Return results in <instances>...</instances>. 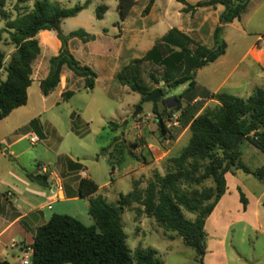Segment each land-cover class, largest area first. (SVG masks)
<instances>
[{"label":"rangeland","instance_id":"obj_1","mask_svg":"<svg viewBox=\"0 0 264 264\" xmlns=\"http://www.w3.org/2000/svg\"><path fill=\"white\" fill-rule=\"evenodd\" d=\"M85 1L51 0V3L70 8ZM117 1L90 0L81 13L62 20L60 24L64 33L83 28L91 34L105 35L100 36L95 43L89 44L88 51L82 50L81 40L74 39L70 42L79 61L90 60L96 67L94 87L86 88L83 79L75 74H71V80L64 76L61 82L63 91L69 89L73 93L63 100L60 96V86L49 95L43 96L39 84L34 79L28 88L26 104L15 108L0 120V228L14 216L11 203L19 210L20 207L28 209L23 192L25 185L44 186V179H38L37 176V172L43 168L61 175L68 171L78 173L84 170L98 185L92 196H102L107 203L116 205L120 195L125 196L132 190L134 181L143 189L154 172L163 175L166 172V159L176 156L187 145L189 132L176 121L179 112L172 113L166 120L167 131L161 133L153 111L154 103L144 102L140 93L119 84L115 75L117 67L112 66V60L110 59L108 70L103 68L98 63L95 51L99 48L110 52L123 51L131 47L134 40H138L137 45L133 46L136 48L129 55L138 56L155 37L162 35L168 26H180V23H185L182 27L194 41L207 48H215L213 31L219 24V10L222 5L217 9L197 7L195 14V10L186 12L182 9L204 0H185V4L178 0H156L153 11L142 16V10L149 0H135L127 17L121 22ZM262 1L264 0H253L240 19L223 26L221 38L228 47L224 57L226 62H215L195 71L196 95L202 96L204 90L213 92L217 89L226 73L237 64L239 57L256 42L264 30ZM101 4L106 5L107 10L101 19H97L96 7ZM31 8L32 1L17 3L16 0H5V9L11 17ZM117 22L122 26L118 27ZM185 25H189V30ZM3 26L4 20L0 18V27ZM139 28L141 35L136 37ZM0 47L8 59L13 47L3 43H0ZM81 52L86 55L85 58ZM91 53L94 56H91ZM52 55H55L52 44L46 41L33 64L34 70L38 71L42 65L43 69H48V60ZM65 71L70 70L64 66ZM150 73L159 79V82L153 81ZM161 74V68L150 63L143 64V83L149 89L159 87L164 90L156 100V109L159 112L166 106L173 108L175 102L172 99L166 103L164 101L178 96L187 86L184 84L177 88L164 87L163 81L160 80ZM1 78H4L2 72ZM254 83V88H264V75L260 73ZM224 90L223 88L218 91ZM250 90L248 86H243L242 89H232L231 92L235 96L246 98L251 94ZM214 103L210 101L205 104L213 106ZM138 108L139 111L134 114ZM25 134L27 135L23 136ZM33 136H36L38 141L30 144ZM16 137L22 138L8 148L7 145ZM255 149L247 139L239 144L242 162L251 169L261 167L264 162V154H256ZM129 151L138 158L131 156ZM19 152L21 153L16 156ZM31 175L37 179L31 178ZM240 175L247 185H259L264 176ZM206 184L209 185L210 182ZM137 206H124L121 213L125 242L132 253L137 247L152 248L156 250L162 264H264V255L257 257L264 245V238H257L252 233L249 235V231L255 230H251L241 218L223 222L216 214L208 218L205 226L206 252L200 262L194 249L186 246L175 232L164 231L153 217L142 213L137 215ZM44 212L46 215L55 212L68 214L87 226L95 224L88 213L87 197H81L78 201L57 203L52 209L48 207ZM186 215L190 219L194 218L193 214ZM261 222L264 223L263 217ZM19 227V223L14 225L1 238L3 242H7L8 247H3L4 251L8 249L7 260L14 256L12 264H22L23 251L18 247H11L9 241V238H13L17 243L22 240L17 232ZM250 239L255 243V253L251 252Z\"/></svg>","mask_w":264,"mask_h":264},{"label":"trees","instance_id":"obj_2","mask_svg":"<svg viewBox=\"0 0 264 264\" xmlns=\"http://www.w3.org/2000/svg\"><path fill=\"white\" fill-rule=\"evenodd\" d=\"M16 1H32V8L11 17L5 9V0H0V18L4 20V26L0 27V43L13 47L8 59L0 47V120L26 104L33 63L40 54L37 38L40 31L54 30L60 41L57 54L48 60L47 75L39 83L43 96L49 95L58 86L63 66L82 78L86 88H93L97 77L96 72L80 63L68 48V41L72 38L87 42L94 40L95 35L83 28L67 34L60 29L62 20L76 16L90 0L70 8L55 5L51 0ZM178 1L185 3L184 0ZM153 2L148 1L142 10L143 15L149 12ZM249 2L204 0L187 5L183 9L186 12L218 4L224 7L214 30L215 48H207L173 27L142 57L131 60L116 73L119 84L140 93L142 98L154 89H149L142 81V67L146 63L161 68L160 80L164 87L177 88L187 84L178 96L164 101L166 103L172 99L175 102L173 108L166 106L159 112L156 102L153 106L161 133L167 131L166 120L173 112H179L176 121L189 132L187 145L176 156L166 159V172L163 175L154 172L143 189L134 181L132 190L125 196L120 195L116 205L107 203L102 196H92L98 185L90 178H79L78 195L88 198V213L95 224L87 226L74 216L53 213L47 222L34 231L33 242L29 245V264H162L156 250L137 247L132 253L126 245L121 213L124 206L132 204L138 205L137 215L142 213L153 217L164 231L180 236L202 262L206 252L205 220L226 191L225 174L242 170L258 177L264 175V166L250 169L242 162L239 150L240 142L247 139L264 153V88H255L246 98L226 91L204 90L202 96L195 94V71L225 53L222 28L239 19ZM134 3L135 0L117 1L121 22ZM106 10L104 4L97 6L96 18L101 19ZM116 24L120 27L119 22ZM1 72L4 78H1ZM150 77L155 82L159 80L152 73ZM72 93L65 89L60 96L65 100ZM206 100L215 103L204 106ZM237 134L242 135V140L231 149ZM129 154L138 158L132 151ZM37 176L46 180L44 175ZM208 181L209 185L206 184ZM239 198L245 208L247 201L240 189ZM186 213L193 214L194 218H188ZM0 264L11 262L2 259Z\"/></svg>","mask_w":264,"mask_h":264},{"label":"crops","instance_id":"obj_3","mask_svg":"<svg viewBox=\"0 0 264 264\" xmlns=\"http://www.w3.org/2000/svg\"><path fill=\"white\" fill-rule=\"evenodd\" d=\"M252 2H253V0H250L249 4L247 6V9ZM155 5H156V0H154L153 4L150 7L149 12L145 15H149L153 11V9L155 8ZM261 5L264 6V1H262ZM219 6H220V4H218L216 6H210V7L217 9ZM223 8H224L223 6H222V8H220L219 14L223 10ZM247 9H246V11H247ZM194 10H195L194 13L196 14L197 8H195ZM79 13H81V11ZM142 16H144V15H142ZM193 22H194V24H196L195 21H193ZM183 24H185V23H180V26H168L167 29L163 32V34L160 35L159 37H155L154 40L152 42H150V44H148V46L143 49L142 54H140L138 56H129L130 54L133 53L134 48H136L133 46L137 45L138 40H134L132 42L131 47H129L128 49L123 50V51L117 50L115 52H110V51L106 50L105 48H99L97 51H95L96 57L98 58V61H99L98 63H100V65H102L103 68H106L108 70L110 68V59H111L112 60V66L117 67V71H116V73H117L123 66L128 64L131 60H133L135 58L142 57L153 46V44L158 39H160L171 28L175 27L179 31L186 34L184 28L182 27ZM198 24L201 25V22H199ZM227 24H229V23H227ZM227 24H225V25H227ZM121 26L122 25L120 24V27ZM184 27L189 30V25H185ZM84 30L86 31V29H84ZM214 30H215V28H214ZM64 34H67V33H64ZM94 35H95V39L92 41L84 42L81 39H79L82 42L81 48L83 51H85V50L88 51L89 50L88 46H90L89 44L95 43L100 36H105L102 33L101 34H94ZM140 35H141V28H139L137 30L136 37H139ZM213 35H214V31H213ZM37 38H38V42L40 45V49H41V46H43L44 43H46V41H48V42H51L52 49H54L55 54H57V52L60 48V41L57 38L56 32L54 30L40 31L37 34ZM74 39H78V38L70 39L68 41V48H69L70 52L76 57L75 52H74V50H72L71 44H70V42ZM213 48H210V49H213ZM227 49H228V47L226 44L225 53L222 56L218 57L215 61H213L207 65H210V64L215 63V62H219V64H224L226 62L224 57L227 54ZM81 53L83 54V57L85 58L86 55L83 52H81ZM91 56H94V54L91 53ZM76 59H77V57H76ZM86 59H90V58H86ZM35 61H34V63H35ZM89 61L90 60H81L80 63L88 65L94 71H96V67L93 64H91ZM146 64H148V63H146ZM197 70H200V68ZM47 72H48V69H46V68L43 69V65H42L41 69H39L38 71H35L34 66H33V73L31 76L32 83H33V81H35L34 79H36L37 83L39 84L40 81L43 78H45V76L47 75ZM260 73L262 75H264V30H262L261 34H259L256 42L254 44H252L239 57L237 64H235V66L233 68H231L228 71V73H226V75L224 76V78L220 82L218 88L215 89L213 92H217L219 89L224 88L225 89L224 91L232 93L231 92L232 89H235V90L236 89H242L243 86H248V88L251 89L250 93H252V91L255 89L254 88L255 87L254 80L259 77ZM71 74H74V73L72 71H67V72L65 71L64 72V66H63L62 75L60 77V82L58 84V86H60L61 91H63V89L61 87L62 86L61 85L62 77L65 76L69 80H71ZM32 83H31V85H32ZM203 93H204V91H203ZM199 98L200 97H197V99H199ZM27 100H28V89H27ZM210 101H213V100H206L205 103L208 104V102H210ZM206 104H205V106H206ZM26 135L27 134H25L23 136H26ZM22 137H19V138L16 137L14 140H12L7 145V147L10 148L17 141H19ZM30 144H32V143L30 142ZM255 150H256L255 151L256 154H260V152H261L260 150H258L257 148ZM20 153L21 152H19L18 154H15V155L18 156ZM262 153L263 152H261V154ZM241 157H242V154H241ZM261 166H264V162ZM252 170H255V169H252ZM37 174L45 176L46 180L43 184L44 186L39 185V184H37V185H35V184L25 185L26 188L24 189L23 192H24L25 203L27 204L28 209L24 210V208L20 207L21 210H19L18 207H14V205L11 203V209L14 212V216L12 218H10L8 221H6L4 226H2L0 228V260L7 259L8 249L5 251L3 250V247H8L7 242H3V240L1 238L6 232H8V230H10V228H12L14 225H16L18 223L21 224V227L18 228L17 232H18V234H20L22 240L19 243H17L16 241L13 240V238H9V241H11V244H10L11 247H18L20 250H23V248L25 246H27V245L29 246L33 242V234H34L35 229L38 226L47 222L48 219L50 218V216L53 214L52 213V214L46 215L44 210L48 209V207H50L52 209L53 205H55L57 203H64V202H68V201L80 200L81 197L78 195L79 178H81V177L90 178V176L88 174H86L84 170H81L78 173L68 171L66 174H62L63 175L62 176L61 174H58V172L49 171L46 168H43L40 172H37ZM240 174L252 175L251 173H246L242 170H235L233 173L227 172L225 174L226 191L221 196V198L218 200V202L214 206L210 215L206 218L205 224H204V230H205V226L207 224L208 218L211 217L212 215L216 214V217L222 222L229 220V219H232V218H241L245 221L247 226H249L251 228V230H255V231H249V235L252 233L257 238L258 237L264 238V223L261 222V217L264 218V204H263V202H264V176L261 178L259 185H258V183L257 184L251 183V184L247 185L246 182H243L242 176ZM239 189L244 194V197L246 198V201H247L245 208H243V205H242L240 198H239ZM55 213H58V212H55ZM58 214H60V213H58ZM224 223H226V222H224ZM249 242L251 243L250 244L251 245L250 246L251 252L255 253L256 249L254 247L255 246L254 241L252 239H250ZM262 255H264V245L262 246L257 257L262 256ZM13 260H14V256H12L9 260L11 262V264H12Z\"/></svg>","mask_w":264,"mask_h":264},{"label":"water","instance_id":"obj_4","mask_svg":"<svg viewBox=\"0 0 264 264\" xmlns=\"http://www.w3.org/2000/svg\"><path fill=\"white\" fill-rule=\"evenodd\" d=\"M164 90L160 89L159 87L153 89L152 91H150L145 97H144V102H151V103H155L156 100L158 99L159 96H161L163 94ZM139 111V108L134 112V114H136ZM242 140V135L241 134H237L231 149H234L239 142ZM7 151H5L6 153ZM33 179H37V177H34L33 175L30 176Z\"/></svg>","mask_w":264,"mask_h":264},{"label":"built area","instance_id":"obj_5","mask_svg":"<svg viewBox=\"0 0 264 264\" xmlns=\"http://www.w3.org/2000/svg\"><path fill=\"white\" fill-rule=\"evenodd\" d=\"M38 141V138L36 136H33L31 139V143L35 144ZM23 257H22V264H29V259H30V255H31V248L30 246H25L23 248Z\"/></svg>","mask_w":264,"mask_h":264}]
</instances>
